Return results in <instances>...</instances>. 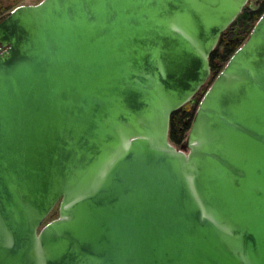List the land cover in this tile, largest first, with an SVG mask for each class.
Wrapping results in <instances>:
<instances>
[{
    "label": "water",
    "instance_id": "95a60500",
    "mask_svg": "<svg viewBox=\"0 0 264 264\" xmlns=\"http://www.w3.org/2000/svg\"><path fill=\"white\" fill-rule=\"evenodd\" d=\"M246 1L0 18V264H264V11L212 78L209 60Z\"/></svg>",
    "mask_w": 264,
    "mask_h": 264
},
{
    "label": "flooded vegetation",
    "instance_id": "af4514ba",
    "mask_svg": "<svg viewBox=\"0 0 264 264\" xmlns=\"http://www.w3.org/2000/svg\"><path fill=\"white\" fill-rule=\"evenodd\" d=\"M263 11L264 0H247L239 15L221 32L217 45L221 48L239 46L247 38Z\"/></svg>",
    "mask_w": 264,
    "mask_h": 264
},
{
    "label": "trees",
    "instance_id": "16d2710c",
    "mask_svg": "<svg viewBox=\"0 0 264 264\" xmlns=\"http://www.w3.org/2000/svg\"><path fill=\"white\" fill-rule=\"evenodd\" d=\"M235 49V46L231 48H221L220 45H216V48L213 49L209 57L212 71H214V69L216 68V60H226ZM193 113L194 111L191 109V105L189 103H186L171 114L169 139L177 146L181 145L185 141L190 124L186 121L192 118Z\"/></svg>",
    "mask_w": 264,
    "mask_h": 264
},
{
    "label": "rangeland",
    "instance_id": "374dc122",
    "mask_svg": "<svg viewBox=\"0 0 264 264\" xmlns=\"http://www.w3.org/2000/svg\"><path fill=\"white\" fill-rule=\"evenodd\" d=\"M38 1H40V0H0V16L2 18L4 15H6L11 9L16 7L17 5H20V4H31V3H36ZM228 58L226 60H220L219 59V60L215 61L216 68L214 69V71H212L211 77H213L218 71H220L223 68V66L225 65V63L228 60ZM56 213H57V207L54 208L52 213L47 217V220L52 218L53 216H55Z\"/></svg>",
    "mask_w": 264,
    "mask_h": 264
}]
</instances>
